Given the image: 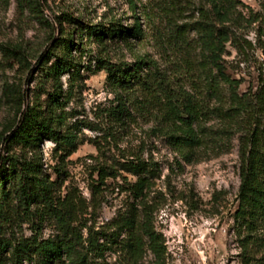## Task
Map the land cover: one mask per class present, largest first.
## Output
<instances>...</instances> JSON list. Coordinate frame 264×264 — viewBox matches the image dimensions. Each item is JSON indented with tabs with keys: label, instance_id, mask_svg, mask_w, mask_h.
Segmentation results:
<instances>
[{
	"label": "rangeland",
	"instance_id": "obj_1",
	"mask_svg": "<svg viewBox=\"0 0 264 264\" xmlns=\"http://www.w3.org/2000/svg\"><path fill=\"white\" fill-rule=\"evenodd\" d=\"M180 1L177 9V0H0L1 137L10 135L21 116V103L23 110L35 102L46 104L54 90L45 72L56 60L50 51L62 55L60 42L73 35L72 56L83 66L82 77H61L63 89L70 90L64 93V105L76 115L72 122L83 120L94 129L82 127L84 141L65 164L57 158L52 140L43 141L40 155L43 172L52 179L59 176L57 168H65L68 179L62 192L72 189L81 199L78 206L81 222L87 224L83 229L85 236L89 227L108 234L119 230L117 223L131 214L133 201L119 187L121 179H108L106 188L95 192V167L122 156H139L157 164L158 175L145 202L152 211L153 226L161 234L163 253L157 255L145 246L141 257L134 259L118 243L103 256H92L93 264H244L249 254L243 248L248 230L237 217L241 186L239 148L244 131L219 111L229 106L228 88L222 84L221 99L208 90L200 42L192 29L201 18L198 8L203 2ZM263 1L240 0L232 25L236 42L242 47L230 42L223 56L227 73L241 80V93L255 92L260 87L264 70ZM137 22L141 35L128 41L106 38L101 42L88 38L83 29L88 25L127 28ZM47 55L48 63L43 64ZM101 56L117 64L134 63L141 58L154 60L180 97H193L200 113L196 128L206 136L191 162L181 158L163 134L168 126L163 103L143 91L127 93L112 88L106 70L94 72ZM121 101L128 107V114L122 118L115 111ZM19 153L18 146L1 143L0 165L1 157ZM130 179L135 180L132 176ZM133 203L140 214L143 205L139 201ZM37 221L24 223L14 234L18 239L37 236L39 240L59 234L50 219L38 233ZM6 236L11 237L10 233ZM126 236L122 231L119 239ZM99 241L104 242L105 238L100 235ZM253 246L250 248L256 251ZM24 264L38 263L34 259Z\"/></svg>",
	"mask_w": 264,
	"mask_h": 264
},
{
	"label": "trees",
	"instance_id": "obj_2",
	"mask_svg": "<svg viewBox=\"0 0 264 264\" xmlns=\"http://www.w3.org/2000/svg\"><path fill=\"white\" fill-rule=\"evenodd\" d=\"M198 8L201 18L192 29L197 33L200 42V57L203 69L207 71L208 90L216 98L221 99L222 84L229 90V106L219 110L231 123L241 127L244 134L240 137L241 186L237 217L246 224L248 235L243 240V248L249 252L244 264H264V70L261 72L259 90L241 93V80L227 73L224 54L228 43L236 42V22L240 0H202ZM177 0V9L181 6ZM264 10V1L262 4ZM254 18V21H256ZM88 38L104 42L106 38H120L128 41L130 37H139L142 32L140 22L133 27L120 28L112 26L99 28L88 25L83 28ZM75 47L73 35L60 42L62 55L54 51L56 57L52 65L45 70L47 78L53 83V92L49 93L46 104L35 102L28 104L20 113L15 126L7 138L0 136L1 143L7 146H18L19 154L1 157L0 165V264H24L25 261L37 260L38 264H93L92 256H103L112 245L123 244L132 258L141 257L145 246L155 254L163 253V240L153 226L152 211L148 209L146 196L152 181L158 175L157 164L135 156L113 158L112 163L102 162L94 169L97 175L93 181L95 192L106 188L107 180L113 182L121 179V190L133 201L130 215L121 218L117 223L119 230L111 234L95 232L88 228L85 236L83 229L86 223L81 222V212L77 195L71 189L64 194L62 187L68 179L63 165L56 170L59 176L52 179L43 172L41 145L49 139L56 143L55 152L61 164L73 154L84 141L82 127L94 129L91 123L76 120V115L65 109V91L61 82L64 74L82 77L81 63L72 56ZM49 54V55H50ZM49 55L43 64H47ZM106 70L108 84L122 92L135 93L143 91L162 102L165 119L168 122L163 134L179 156L191 162L198 149L204 143L206 134L196 128L199 110L188 95L177 94L168 79L154 60L139 59L134 63H113L109 58L98 57L94 72ZM168 79V80H167ZM74 84V83H73ZM72 84V85H73ZM152 99V98H151ZM126 102L121 101L115 108L120 117L128 114ZM120 118V119H121ZM126 117H124V120ZM96 142L95 140H91ZM23 152L26 155L23 157ZM61 176H63L61 178ZM130 176L134 177L132 181ZM139 201L142 211L137 214ZM141 215V216H140ZM38 219V233L47 219L54 222L59 234L54 238L39 240L35 238H17L14 234L24 223H33ZM52 219V220H51ZM82 224V225H81ZM36 231V233H37ZM127 236L120 240L121 232ZM10 233L11 237L6 235ZM100 235L105 238L100 242ZM110 235V236H108ZM109 242L110 244H108ZM257 247L254 251L250 248ZM253 246V247H254ZM262 253L257 256V253ZM65 258V259H64Z\"/></svg>",
	"mask_w": 264,
	"mask_h": 264
}]
</instances>
